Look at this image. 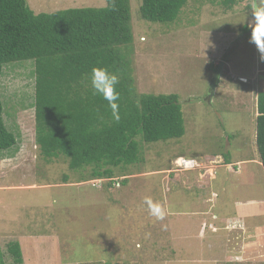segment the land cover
<instances>
[{
    "label": "rangeland",
    "instance_id": "rangeland-1",
    "mask_svg": "<svg viewBox=\"0 0 264 264\" xmlns=\"http://www.w3.org/2000/svg\"><path fill=\"white\" fill-rule=\"evenodd\" d=\"M250 2L238 0L227 11L221 0H191L174 24L163 25L143 20L142 1L131 0L128 54L135 88L177 95L186 132L181 139L141 144L139 163L114 178L120 187L83 181L64 159L44 158L36 144L35 63L4 66V120L18 139L17 147L0 152L6 264H15L7 251L14 242L23 264H264V169L255 136L257 93L264 87L252 80L264 79V58L252 41L255 26L246 29ZM27 3L36 14L107 5ZM255 35L264 43L261 24ZM224 62L208 101L214 71ZM240 75L251 88H239ZM195 153L205 156L191 159ZM179 158L198 167L178 170ZM146 198L164 208L163 220L150 215Z\"/></svg>",
    "mask_w": 264,
    "mask_h": 264
},
{
    "label": "trees",
    "instance_id": "trees-1",
    "mask_svg": "<svg viewBox=\"0 0 264 264\" xmlns=\"http://www.w3.org/2000/svg\"><path fill=\"white\" fill-rule=\"evenodd\" d=\"M141 1L143 20L172 25L191 0ZM221 1L227 11L238 3ZM106 4L105 8L36 14L27 0H0V152L18 143L4 120L3 68L33 61L40 153L48 162L64 159L70 170L82 173L83 181L98 184L107 180L120 187L114 178L118 170L129 172L139 163L141 144L181 139L186 130L177 95L140 94L135 88L128 54L134 42L131 0H106ZM93 67L107 68L119 78L118 121L107 101L93 95ZM257 114L256 147L264 169V92L258 94ZM203 156L195 153L191 159ZM225 161L229 163L228 158ZM7 251L15 264H23L19 243H10ZM0 264H6L1 247Z\"/></svg>",
    "mask_w": 264,
    "mask_h": 264
},
{
    "label": "clouds",
    "instance_id": "clouds-1",
    "mask_svg": "<svg viewBox=\"0 0 264 264\" xmlns=\"http://www.w3.org/2000/svg\"><path fill=\"white\" fill-rule=\"evenodd\" d=\"M256 18V24L253 30L252 41L257 45L259 51L264 58V43H261L256 39L255 28L264 19V0H258V4L253 8ZM264 40V37H262ZM240 81L247 83V80L240 79ZM90 83L93 95L101 96L107 101L108 106L112 110L113 117L118 121V101L120 99V93L117 91V85L119 84V78L117 75L110 73L107 68L93 67L90 74ZM145 202L148 205V210L151 216L157 220H163L166 212L164 208L158 203L154 202L151 198H146Z\"/></svg>",
    "mask_w": 264,
    "mask_h": 264
},
{
    "label": "crops",
    "instance_id": "crops-1",
    "mask_svg": "<svg viewBox=\"0 0 264 264\" xmlns=\"http://www.w3.org/2000/svg\"><path fill=\"white\" fill-rule=\"evenodd\" d=\"M251 5H248V7L247 8H249V10H251L252 11V17L249 19V25L247 26L248 27V29H252V27H254L255 26V24H256V18H255V13H254V10H253V8L258 4V0H251ZM248 10V11H249ZM259 24H261L263 27H264V19H262L261 20V22L259 23ZM226 66H228V62H224V66H223V68L224 67H226ZM221 76H222V74H221ZM221 78V77H220ZM240 79H243V80H247V83H244V84H240V85H243V86H240L239 85V88H245V87H247V86H249L250 88H251V84H250V79L248 78V77H246V76H243V75H240L239 77H238V81H240ZM252 80L254 81V83L255 84H257V86L259 85V87L260 86H262V87H264V79H262V80H259V79H256V78H252ZM241 83V82H240ZM256 88V87H255ZM260 92H264V89H263V91H261V90H259V93ZM259 93H257V96H258V94ZM238 95V94H237ZM257 106V105H256ZM255 136H256V134H255ZM228 165V167H230L231 165H230V163H228L227 164Z\"/></svg>",
    "mask_w": 264,
    "mask_h": 264
},
{
    "label": "built area",
    "instance_id": "built-area-1",
    "mask_svg": "<svg viewBox=\"0 0 264 264\" xmlns=\"http://www.w3.org/2000/svg\"><path fill=\"white\" fill-rule=\"evenodd\" d=\"M175 165L181 171H193L198 167V163L195 160H187L185 158H179Z\"/></svg>",
    "mask_w": 264,
    "mask_h": 264
},
{
    "label": "water",
    "instance_id": "water-1",
    "mask_svg": "<svg viewBox=\"0 0 264 264\" xmlns=\"http://www.w3.org/2000/svg\"><path fill=\"white\" fill-rule=\"evenodd\" d=\"M223 66H224V63H221L216 69L214 79H213V82H212L211 87H210L208 101H210L213 98L214 91L217 88L219 81H220V77H221V74L223 71Z\"/></svg>",
    "mask_w": 264,
    "mask_h": 264
}]
</instances>
